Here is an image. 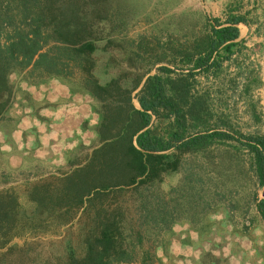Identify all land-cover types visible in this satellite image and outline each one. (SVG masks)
I'll use <instances>...</instances> for the list:
<instances>
[{
    "label": "rangeland",
    "instance_id": "rangeland-1",
    "mask_svg": "<svg viewBox=\"0 0 264 264\" xmlns=\"http://www.w3.org/2000/svg\"><path fill=\"white\" fill-rule=\"evenodd\" d=\"M55 5L62 6L54 11L61 17L77 10L76 22L86 23L82 34L93 46L66 49L70 55L52 47L56 72L34 56L7 73L0 199L12 217L5 226L0 220V264H63L83 253L93 209L64 221L62 206L49 197L58 178L83 165L101 143L100 113L123 103V89L137 77L130 95L139 107L134 93L152 74L158 76L157 112L150 114V134L172 146L137 189L100 197L109 208L121 205L124 224L137 223L142 232L139 240L124 237L135 242L133 259L112 264H264V219L255 206L262 185L247 144L248 136H264V0ZM232 16L241 18L228 49L219 44L210 54L214 62L195 67L211 25ZM54 43L49 39L41 50ZM141 201L146 208H139ZM149 207L154 217L144 215Z\"/></svg>",
    "mask_w": 264,
    "mask_h": 264
},
{
    "label": "trees",
    "instance_id": "trees-1",
    "mask_svg": "<svg viewBox=\"0 0 264 264\" xmlns=\"http://www.w3.org/2000/svg\"><path fill=\"white\" fill-rule=\"evenodd\" d=\"M56 2L57 0H0V109L8 99L7 73L14 64L26 63L35 56L33 62L41 60L46 66L45 70L56 72L58 69L54 67L55 57L49 55L52 47H55V52L64 51L68 55L70 53L66 49L84 52L92 48L91 38L82 34L86 23L76 22L79 19L77 10L71 9L61 17L54 12L62 7L55 5ZM65 16L67 17L63 20ZM240 18L232 16L226 20V24L211 25V33L203 38L205 48L193 61L195 67L208 66L214 62L210 54L219 44L228 49L231 40L238 35L235 23ZM49 39L59 43L41 50ZM158 68L168 69L164 65ZM157 78V74L147 75L135 91L139 107L133 105L130 92L138 86L140 78L137 77L130 87L123 89V103L113 107L112 113H100L98 130L101 143L92 149L83 165L58 178V188L49 199L62 206L64 221H70L77 214L78 219L82 212L93 209L90 214L91 225L84 234L83 253L78 256L70 255L63 264H112L133 259L136 253L135 242H127L124 237L139 240L142 236L140 227H135L137 223L126 226L121 205L109 208L100 197L108 193L116 194L125 187L137 189L146 177L155 172L154 168L161 159L167 157L162 150L172 145L168 141L160 143L159 139L153 138L148 126L150 114L157 112L152 97L157 83L154 80ZM116 124L118 125L115 127ZM112 129L114 131L110 132ZM247 138L262 185V196L256 199L255 206L264 219V136ZM193 139L191 136L188 140L179 141V144H187ZM33 199L39 201L34 196ZM138 206L140 209L146 208L142 201ZM0 211V220H3L5 226L12 214L3 208L1 199ZM153 212L152 207H149L145 209L144 215L148 213L147 215L154 217L156 214ZM3 241L5 237L0 239V245ZM139 249L142 253H149L140 245Z\"/></svg>",
    "mask_w": 264,
    "mask_h": 264
}]
</instances>
